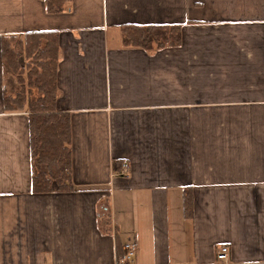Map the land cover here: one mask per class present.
I'll use <instances>...</instances> for the list:
<instances>
[{"label":"crops","instance_id":"obj_1","mask_svg":"<svg viewBox=\"0 0 264 264\" xmlns=\"http://www.w3.org/2000/svg\"><path fill=\"white\" fill-rule=\"evenodd\" d=\"M127 25H178L181 44L125 47ZM43 31L73 190L36 194L1 41ZM117 240L134 264H219L223 247L264 264V0H0V264H118Z\"/></svg>","mask_w":264,"mask_h":264},{"label":"trees","instance_id":"obj_2","mask_svg":"<svg viewBox=\"0 0 264 264\" xmlns=\"http://www.w3.org/2000/svg\"><path fill=\"white\" fill-rule=\"evenodd\" d=\"M71 0H45L46 11L58 14ZM122 31L125 47L145 50L174 47L181 44L178 25H127ZM59 36L43 31L3 37L2 57L18 78L19 90H5L4 110L30 113V149L32 159V192L45 194L73 190L71 186V117L56 107L58 93ZM26 62L23 66L22 61ZM27 84V85H26ZM191 191L185 190V214L193 216ZM123 245L117 240V259L123 256Z\"/></svg>","mask_w":264,"mask_h":264},{"label":"built area","instance_id":"obj_3","mask_svg":"<svg viewBox=\"0 0 264 264\" xmlns=\"http://www.w3.org/2000/svg\"><path fill=\"white\" fill-rule=\"evenodd\" d=\"M128 164H124L123 172L128 171ZM123 256L119 259L118 264H134L137 254L138 247L135 243L126 244L123 248ZM229 249L223 247L219 250L217 255V261L219 264H229Z\"/></svg>","mask_w":264,"mask_h":264},{"label":"rangeland","instance_id":"obj_4","mask_svg":"<svg viewBox=\"0 0 264 264\" xmlns=\"http://www.w3.org/2000/svg\"><path fill=\"white\" fill-rule=\"evenodd\" d=\"M22 61V60H21ZM22 63H23V66L25 67L26 66V62H24V61H22ZM7 67H8V65H7ZM9 68V67H8ZM9 72L10 73H8L9 75H12V77H11V80L9 79V81H8V87L9 88H13V89H15V87H16V92L19 90V83H18V78H17V76H15V74H12V71L9 69ZM27 85V84H26ZM10 93H11V91H9ZM13 92V91H12ZM13 94V93H12ZM14 94H16V93H14ZM25 110H27L28 111V109L26 108ZM24 110V111H25ZM26 111V112H27Z\"/></svg>","mask_w":264,"mask_h":264}]
</instances>
